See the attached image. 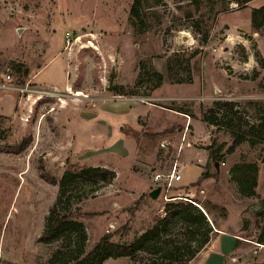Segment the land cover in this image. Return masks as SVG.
<instances>
[{
	"label": "rangeland",
	"instance_id": "374dc122",
	"mask_svg": "<svg viewBox=\"0 0 264 264\" xmlns=\"http://www.w3.org/2000/svg\"><path fill=\"white\" fill-rule=\"evenodd\" d=\"M262 7L264 0H0V264H51L57 250L74 249L72 238H38L63 175L88 168L108 169L117 181L97 193L82 182L72 188L86 253L107 234L131 245L168 203L192 199L227 209L209 218L241 238L240 264H264V250L254 254L262 204L239 196L228 174L240 160L262 163L264 144L250 147L244 135L233 155H223L220 174L194 186L204 150L233 142L228 113L215 103H236L249 122L263 113L264 30L251 24ZM209 111L225 124L203 122ZM177 159L181 181L152 200L155 175L171 173ZM146 179L151 187L142 190ZM258 192L264 198V167ZM210 251L194 264H213Z\"/></svg>",
	"mask_w": 264,
	"mask_h": 264
},
{
	"label": "trees",
	"instance_id": "16d2710c",
	"mask_svg": "<svg viewBox=\"0 0 264 264\" xmlns=\"http://www.w3.org/2000/svg\"><path fill=\"white\" fill-rule=\"evenodd\" d=\"M196 1L198 3L200 0ZM132 15L140 16L138 4L133 6ZM251 24L255 32L264 30V7L253 9ZM152 73L161 84L163 76L153 69ZM215 106L220 111L228 113L226 120H229L226 122V128L231 133L233 142L229 147L221 144L214 148V143L208 147L213 162L220 164L226 152L233 154L243 143L244 135L247 136V143L250 147H255L259 143L264 144V109L259 119L249 122L243 117L238 118L240 109L234 102H216ZM212 114L210 111L205 112L202 116L203 122L210 126L225 124ZM243 127L247 128L246 131ZM261 162L264 163V157ZM259 175L258 162L236 163L229 171L230 179L236 186L239 196L246 199H259L262 204L263 210L256 213L259 219L257 223L259 233L256 242L264 244V200L257 194ZM42 176L51 184H57L54 178H48L45 174ZM210 177L212 175L208 172L203 173L194 186H201L202 182ZM116 178V173L105 168L66 171L59 183V197L45 217V227L38 242L50 244L64 238H72L74 249L66 253L63 250H57L51 264H104L111 258H135L139 254L150 256L149 261L143 264H189L206 248L216 234L215 222H212L209 216L214 212H219L223 217L227 214V209L210 201L201 203L188 199L170 202L165 206V216L158 218L155 224L131 245L116 244L111 241L112 236L107 234L86 253L88 235L85 225L78 221V213L71 212L72 188L82 182L86 185L91 184L90 190L92 193H97L112 185ZM81 197L78 199L80 200Z\"/></svg>",
	"mask_w": 264,
	"mask_h": 264
},
{
	"label": "crops",
	"instance_id": "0c3cea01",
	"mask_svg": "<svg viewBox=\"0 0 264 264\" xmlns=\"http://www.w3.org/2000/svg\"><path fill=\"white\" fill-rule=\"evenodd\" d=\"M184 142H186V141H184ZM183 144L184 145H187V146H190V148H192V149H195V148L192 147V145L190 143H187L186 142V143H183ZM183 144L179 148L178 155H180V153L183 151L182 148L185 147V146H183ZM227 147H229V146L227 145ZM204 151L206 152L207 162H206V165L204 167L203 173L208 172L210 175H212V177L218 176V174H220V172L223 170L222 168L225 167V165L224 166L222 165L225 162L221 160V163L219 164V168H218L216 166V163L213 162V160L211 159V157H210V151L208 150V148L206 150H204ZM233 154H230V155H233ZM178 158H179V156H178ZM209 161L212 162L213 172H211L210 170H208L209 169ZM243 161H246V160H242V161L240 160L239 162H236V163H240V162H243ZM247 162H251V161H247ZM236 163H234V164H236ZM234 164L230 165V167L228 169V174H229V171L233 167ZM174 165L176 167L177 172L179 173V163H178V159L174 163ZM259 167H260V175H259V181H258V188L260 187V184H261L262 168L264 167V163H259ZM162 175H164V174H162ZM212 177H210V178H212ZM115 181H117V179ZM132 182H133V180H132ZM175 182H173L172 185H174ZM151 183L152 182L150 180H149V182H148V180L147 181L142 180V182H141V185H142L141 188H143L142 190L151 187ZM153 184H154V186L159 187L158 182L155 181V177H154ZM258 188H257V194L259 196H261V194L258 192ZM187 189L189 190V188H187ZM191 194H193V193L189 192V195H191ZM177 196H179V195H177ZM177 196H172V197L177 198ZM261 198H262V196H261ZM262 199H264V198H262ZM116 206H120V204H118L117 201H113V209L116 210ZM214 230H215V233H216L215 236L213 237V239L211 240V242L206 246V248L203 249L200 252V254L196 257V259H198L202 254H204L205 252H207L208 250L211 249V251L209 252V254L215 255L214 256V262H213V264L216 261H218V260L220 261V257H226V256H228V257L229 256H232V262H231L232 264H237V263L240 264L239 263L240 262L239 261V258L241 256H237V255H239L238 252H241V247H242L241 242H240L241 241V238L237 235L236 232H229V231L221 230V229L219 230V228H217V227H214ZM235 242H237V244H236L235 247H233L232 245H233V243L235 244ZM196 259H194L190 264H194V262H195Z\"/></svg>",
	"mask_w": 264,
	"mask_h": 264
},
{
	"label": "built area",
	"instance_id": "2783aa9c",
	"mask_svg": "<svg viewBox=\"0 0 264 264\" xmlns=\"http://www.w3.org/2000/svg\"><path fill=\"white\" fill-rule=\"evenodd\" d=\"M7 79H10V76L7 77ZM223 166L225 165L224 163L222 164ZM181 180V176L178 174L176 167L174 168V170L166 175H161V174H157L155 176V181L158 182V185L160 187L163 188H167L170 189L172 187V183L173 182H178ZM167 198V197H166ZM175 199H179V198H175ZM168 200V199H167ZM172 200V199H170ZM188 200V199H187ZM254 245L256 246V250L254 251V254H258L259 250H264V244H260L255 242Z\"/></svg>",
	"mask_w": 264,
	"mask_h": 264
},
{
	"label": "water",
	"instance_id": "95a60500",
	"mask_svg": "<svg viewBox=\"0 0 264 264\" xmlns=\"http://www.w3.org/2000/svg\"><path fill=\"white\" fill-rule=\"evenodd\" d=\"M216 166L219 168V163H216ZM161 193H162V187L159 186L156 189H154L152 192H150L149 196L152 200H157ZM181 200H184V199H181Z\"/></svg>",
	"mask_w": 264,
	"mask_h": 264
}]
</instances>
